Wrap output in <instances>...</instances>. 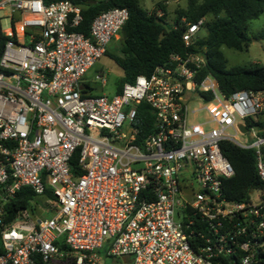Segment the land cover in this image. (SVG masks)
Returning <instances> with one entry per match:
<instances>
[{
  "label": "built area",
  "instance_id": "1",
  "mask_svg": "<svg viewBox=\"0 0 264 264\" xmlns=\"http://www.w3.org/2000/svg\"><path fill=\"white\" fill-rule=\"evenodd\" d=\"M128 19L111 9L87 35L68 0H0V264H263L264 189L226 198L235 171L221 143L254 149L264 185V91L225 96L214 77L197 80L206 55L187 51L119 93L93 94L86 74ZM183 22L188 49L206 20ZM143 103L154 130L140 141ZM23 187L52 192L50 217L23 210L7 226Z\"/></svg>",
  "mask_w": 264,
  "mask_h": 264
},
{
  "label": "trees",
  "instance_id": "2",
  "mask_svg": "<svg viewBox=\"0 0 264 264\" xmlns=\"http://www.w3.org/2000/svg\"><path fill=\"white\" fill-rule=\"evenodd\" d=\"M43 1L50 4L60 0ZM68 1L82 8L84 20L80 31L87 35L92 22L100 14L114 8H126L129 11V19L120 34L122 54H112L109 50L106 52L124 73L117 93L122 91L126 83H134L142 75L149 77L157 67L169 64L173 54L184 55L187 51L203 52L206 55L207 64L200 70L197 80L201 81L208 75L214 77L225 96L230 97L239 91H264L263 65L256 63L249 66H229L223 51L224 47L236 52L248 50L251 43L249 25L264 13V0H189L186 8L176 11L173 25L167 22V9L162 3L156 9L148 11L141 6L140 0ZM159 10L163 12L161 16L158 15ZM202 18L206 20L202 29L206 34H199L196 43L187 49L183 42V19L195 23ZM256 39H264V31ZM138 107L137 127L140 130L139 140L142 141L154 130V114L144 103ZM247 121L249 125L253 124L251 119ZM258 125L264 128V120ZM221 149L235 171V175L223 183V193L227 199L243 202L253 189H264L258 176L254 149H243L228 141L221 143ZM77 163L78 155L71 162L76 174ZM48 199H54L49 190L44 196H37L30 187H23L6 206L8 216L5 217L4 224L11 225L23 210L36 214L41 202L45 203ZM60 248L68 250L65 245L60 244ZM3 253L0 235V255ZM35 264L46 263L37 257Z\"/></svg>",
  "mask_w": 264,
  "mask_h": 264
},
{
  "label": "rangeland",
  "instance_id": "3",
  "mask_svg": "<svg viewBox=\"0 0 264 264\" xmlns=\"http://www.w3.org/2000/svg\"><path fill=\"white\" fill-rule=\"evenodd\" d=\"M189 0H140L141 6L152 11L157 8L159 3H162L167 9V22L173 25L176 19V11L178 9L186 8ZM160 11V10H159ZM163 14V12L160 11ZM264 31V13L259 19L254 20L249 25V35L251 37V43L248 50L243 52H236L234 50L223 48V51L228 59L229 66L243 65L249 66L251 64H261L264 66V39H256ZM205 35L206 32L203 30L200 33ZM256 36V37H255ZM122 37L119 36L117 40H113L108 50L112 54H122ZM103 73L107 80V85H103L102 81L96 79V75ZM124 77L123 70L116 64V62L108 55H104L96 65L88 71L86 79L91 83L93 88L92 92L95 95H114L117 92V87L121 79ZM231 135H235L232 130H229ZM241 143H249L250 135L239 134L236 137ZM36 212V218H48L50 214H46L43 209H46L47 203L41 202ZM111 263V261H107ZM65 264V263H59ZM66 264H73L72 262Z\"/></svg>",
  "mask_w": 264,
  "mask_h": 264
},
{
  "label": "water",
  "instance_id": "4",
  "mask_svg": "<svg viewBox=\"0 0 264 264\" xmlns=\"http://www.w3.org/2000/svg\"><path fill=\"white\" fill-rule=\"evenodd\" d=\"M240 130H241L243 133H246V132H247V128H246L244 125H240Z\"/></svg>",
  "mask_w": 264,
  "mask_h": 264
}]
</instances>
